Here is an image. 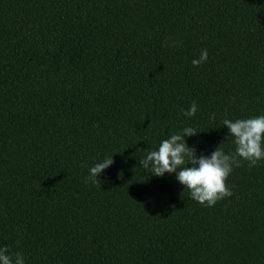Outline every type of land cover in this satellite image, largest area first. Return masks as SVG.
<instances>
[{
    "label": "trees",
    "instance_id": "trees-1",
    "mask_svg": "<svg viewBox=\"0 0 264 264\" xmlns=\"http://www.w3.org/2000/svg\"><path fill=\"white\" fill-rule=\"evenodd\" d=\"M262 114L264 0H0V248L24 264H264V161L234 165L214 207L139 163L185 127L197 155L234 153L221 119Z\"/></svg>",
    "mask_w": 264,
    "mask_h": 264
},
{
    "label": "clouds",
    "instance_id": "clouds-1",
    "mask_svg": "<svg viewBox=\"0 0 264 264\" xmlns=\"http://www.w3.org/2000/svg\"><path fill=\"white\" fill-rule=\"evenodd\" d=\"M173 45L178 47L180 42H173ZM164 46H168L167 41ZM207 60L208 51L203 49L199 58L193 59L191 63L193 67H198ZM197 110L196 102L193 101L181 114L194 117ZM209 119L215 121L216 114L211 113ZM221 124L228 129V136L235 145L234 153L226 154L218 146L210 156L203 153L197 155L196 149L189 147L185 140L186 136H194L197 131L192 127H185L163 139L156 149L140 158L139 163L143 169L158 177L175 174L176 180L188 190L190 199L205 207H214L218 201L233 195L227 180L234 165L240 167L241 161H247V166L251 169L258 162L264 161V114L236 120L222 118ZM113 162V156L96 162L90 167L89 175L83 182L100 183L98 177ZM8 253L7 247L0 248V264H24L21 253H15L14 259Z\"/></svg>",
    "mask_w": 264,
    "mask_h": 264
}]
</instances>
